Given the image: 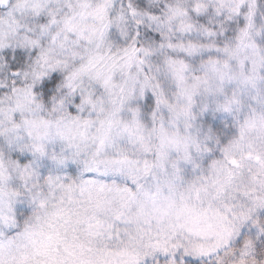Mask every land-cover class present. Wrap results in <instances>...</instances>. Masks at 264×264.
<instances>
[{
	"label": "clouds",
	"instance_id": "clouds-1",
	"mask_svg": "<svg viewBox=\"0 0 264 264\" xmlns=\"http://www.w3.org/2000/svg\"><path fill=\"white\" fill-rule=\"evenodd\" d=\"M0 264H264V0H0Z\"/></svg>",
	"mask_w": 264,
	"mask_h": 264
}]
</instances>
